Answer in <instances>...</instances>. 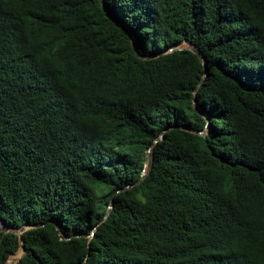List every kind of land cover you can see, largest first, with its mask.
I'll use <instances>...</instances> for the list:
<instances>
[{"label":"trees","instance_id":"16d2710c","mask_svg":"<svg viewBox=\"0 0 264 264\" xmlns=\"http://www.w3.org/2000/svg\"><path fill=\"white\" fill-rule=\"evenodd\" d=\"M103 3L0 0L16 264H264V0Z\"/></svg>","mask_w":264,"mask_h":264},{"label":"water","instance_id":"95a60500","mask_svg":"<svg viewBox=\"0 0 264 264\" xmlns=\"http://www.w3.org/2000/svg\"><path fill=\"white\" fill-rule=\"evenodd\" d=\"M101 3L104 5L103 0H101ZM108 14H109V13H108ZM109 15H110V14H109ZM132 45H133V47H134L135 52H136L137 54H139V53H138L137 46H136V44L134 43L133 38H132ZM182 48L190 49L191 51H193L194 53H196L197 56L201 59V61H202V63H203L204 72H203V74H202L201 79L198 81L197 85L194 87V89H193V91H192V100H193V104H194V106H195L198 110H200L202 113H204V112L200 109V107L197 105V102H196V99H195V92H196V90H197V88H198V85H199L200 82L202 81V78L204 77V75H205V73H206V61H205V59H204V57H203L202 52L200 51V49H199V48H198V47H197V46H196L191 40L184 38V39H182V40H180V41H178V42H175V43L171 44L170 46H168L167 48L163 49L162 51H160V52H158V53H164V52L172 51V50H175V49H182ZM139 55H140V54H139ZM140 56H141V57H146V56H143V55H140ZM179 126H180V127H183V128H186V129H189V130H194V129H192V128L188 127V126H185V125H181V124H180ZM204 130H205V128H204L203 130H198L197 132H203ZM162 132H163V131H162ZM162 132L159 134V136H158L157 138L154 139V141L151 143L150 147L152 146V144H153L157 139H160V138L162 137ZM150 147L147 149V155H146V159H145V165H146V163H147V161H148V155H149V152H150ZM145 174H146V167H144V168L142 169L141 174H140L139 178L136 180V182H139L140 180H142V178L145 176ZM117 190H118V189H117ZM117 190H116V191H117ZM111 206H112V202L109 203L108 208H107V210H106V213L103 215V217H102L101 220H103V219L107 216V214H108V212H109ZM2 222H3V224L5 225V227H0V230H4V231L11 230V231L17 233L18 236H19V246H18V249H21V253H20V255L18 256V259H19V257L25 252V247H24V245H23V243H22L21 233H22V231H23L25 228H27L29 225L24 224V225H22V226L16 228V227H14V225H10V224H9L8 222H6V221H2ZM96 225H97V223L92 227V230H91L89 233L85 234V235L88 237V240L92 237ZM56 227L58 228V224H57V223H56ZM18 249H17V250H18ZM17 250H16V251H17ZM7 259H8V257L2 262V264H3Z\"/></svg>","mask_w":264,"mask_h":264},{"label":"rangeland","instance_id":"374dc122","mask_svg":"<svg viewBox=\"0 0 264 264\" xmlns=\"http://www.w3.org/2000/svg\"><path fill=\"white\" fill-rule=\"evenodd\" d=\"M0 227H5V225L3 224V222H2V220L0 219ZM20 250V249H19ZM18 250V251H19ZM18 253V252H17ZM10 256V255H9ZM8 256V257H9ZM18 256L17 255H11L10 256V258H9V260L7 261V263L6 264H15V262H16V258H17Z\"/></svg>","mask_w":264,"mask_h":264},{"label":"bare ground","instance_id":"6f19581e","mask_svg":"<svg viewBox=\"0 0 264 264\" xmlns=\"http://www.w3.org/2000/svg\"><path fill=\"white\" fill-rule=\"evenodd\" d=\"M18 250H19V249H18ZM18 250H17V252H18V253L16 252V253H15V254H13V255H17V256H19V255H20V253H21V249H20L19 251H18ZM9 258H10V257H9ZM9 258H8L6 261H8V260H9ZM17 260H18V257L16 258V262H17ZM6 261H5V262H6ZM5 262H4V263H5ZM16 262H15V264H16ZM4 263H3V264H4Z\"/></svg>","mask_w":264,"mask_h":264}]
</instances>
